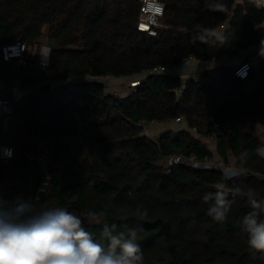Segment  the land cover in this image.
<instances>
[{
	"label": "trees",
	"instance_id": "1",
	"mask_svg": "<svg viewBox=\"0 0 264 264\" xmlns=\"http://www.w3.org/2000/svg\"><path fill=\"white\" fill-rule=\"evenodd\" d=\"M161 2L165 14L153 36L138 28L141 0H0V46L18 40L34 46L44 26L52 44L41 74L24 76L29 60L16 70L21 83L15 86L56 83L51 92L8 94L25 130L14 156L0 158V199L22 197L81 217L105 211L102 220L117 231L142 229L143 264H264V254H252L240 227L250 210L248 190L264 199V157L256 152L264 147L257 130L264 126V57L245 78L235 73L239 64L206 69L198 80L149 73L189 55L204 62L239 56L261 41L264 9L256 0ZM12 68L0 50V81ZM99 76L140 83L121 96ZM178 118L185 128L155 140L137 126ZM210 137L213 148L205 140ZM43 142L50 149L51 182L39 195L43 169L33 159ZM172 154L199 160L217 155L227 165L233 158L237 169L246 159L247 171L228 179L219 168L165 165ZM221 184L233 201L223 223L207 215L211 202L202 199ZM237 188L241 194L233 196ZM137 206L148 215L139 216ZM85 227L98 238L102 224Z\"/></svg>",
	"mask_w": 264,
	"mask_h": 264
},
{
	"label": "clouds",
	"instance_id": "2",
	"mask_svg": "<svg viewBox=\"0 0 264 264\" xmlns=\"http://www.w3.org/2000/svg\"><path fill=\"white\" fill-rule=\"evenodd\" d=\"M256 152L264 157V147ZM242 157L246 158L247 153ZM244 163L246 159L229 176L244 174ZM237 194L241 189L232 193ZM228 196L222 184L214 193L203 196L205 203L211 202L207 215L212 220L223 223L228 219L233 203ZM246 197L250 210L242 217L240 227L247 234L252 254H264V199H257L251 189ZM141 208L137 206V214L147 216V209ZM105 215V211H89L81 217L64 207H42L22 197L13 201L0 199V264H143L144 254L138 243L142 229L117 231L115 224L102 220ZM86 222L102 224L98 238L87 230Z\"/></svg>",
	"mask_w": 264,
	"mask_h": 264
},
{
	"label": "built area",
	"instance_id": "3",
	"mask_svg": "<svg viewBox=\"0 0 264 264\" xmlns=\"http://www.w3.org/2000/svg\"><path fill=\"white\" fill-rule=\"evenodd\" d=\"M141 7H140V13H139V22H138V28L144 32H147L150 35H157L158 28L161 25V19L165 14V5L161 2V0H141ZM256 5L260 8L264 9V0H256ZM261 44V42L259 43ZM257 45V44H256ZM2 58L5 62H10L13 65V71L18 70L20 67L27 66L29 64V46L25 41H15L12 43H6L0 46ZM264 51V50H263ZM244 53H246L244 60L238 65V67L235 70V73L238 77L245 78L250 70L255 67L257 62L264 57V52L260 53L256 46H250L248 48H245L243 50ZM199 62V60L194 55H189L185 57L180 64H175L173 66H161L156 67L149 71V73H163V74H174L178 73V71L182 68L188 67L191 64ZM97 80H104L107 81L109 79H113L110 76H99L96 78ZM140 83L138 78H133L129 80V86L135 87ZM181 89H176V92L181 93ZM9 92H0V108L3 110H6L7 112H11V101L8 98ZM165 122H182L183 124L186 122L184 121V118H178L174 121H165ZM163 123V122H162ZM158 124L156 122H147L146 120H141L139 123H137V126L142 128L144 132L148 134L150 130L149 125H155ZM194 132H197V128H193ZM15 152V148L10 145L0 144V158L4 161H8L10 158H12L13 154ZM170 159L174 160L175 163H178L180 161H185L186 163L192 164V166L196 168H203V169H213V168H219L223 172V174H226L228 171L232 170H238L233 165H227L217 161L213 160H199L194 155H191L190 157H184L182 155L178 154H172L169 156ZM237 177V176H234ZM234 177L228 179H234Z\"/></svg>",
	"mask_w": 264,
	"mask_h": 264
},
{
	"label": "crops",
	"instance_id": "4",
	"mask_svg": "<svg viewBox=\"0 0 264 264\" xmlns=\"http://www.w3.org/2000/svg\"><path fill=\"white\" fill-rule=\"evenodd\" d=\"M242 1L243 0H237L238 3H241ZM259 30L261 32V36H262L261 41H262V40H264V22L259 27ZM38 41L36 42V44H34V50L32 48L29 49L28 57L31 60V62H30V65L28 67H26V71L24 73L25 77H36L37 75H40L42 72L43 63L44 62L46 63L49 60L50 53H48V50H50V52H51V46H48V45H50L51 42L48 45L47 44L41 45V52L39 54H37V48L40 45L38 43ZM259 43L257 45H255L256 49L260 53H263L264 52L263 51L264 45H261ZM245 55H246V53H244L242 50L240 52L239 56H237L233 59L224 57V58L214 59V60L206 61V62L199 61L196 63L215 64L214 67L221 64V62H222V64H226V65H234V64L238 65L244 60ZM43 60H44V62H43ZM211 62H213V63H211ZM205 69H210V68H205ZM20 75H21L20 71L19 72L13 71V72L9 73L4 79H2L0 81V92L6 91V92L10 93V92H16L17 91L19 94H26V93H29L30 91H36L39 89L40 86L17 88L15 86V83L18 82V85H20V83H21L19 81ZM168 123L172 124L171 122H168ZM259 127L264 128L263 125L258 124L257 130H259ZM24 130H25L24 122L19 117L12 114L11 112H7L6 110H3L2 108H0V144L16 146L17 136H18V134H20ZM14 154H15V152H14ZM14 154H13V156H14ZM230 164L235 166V159L231 158L229 160L228 165H230Z\"/></svg>",
	"mask_w": 264,
	"mask_h": 264
},
{
	"label": "rangeland",
	"instance_id": "5",
	"mask_svg": "<svg viewBox=\"0 0 264 264\" xmlns=\"http://www.w3.org/2000/svg\"><path fill=\"white\" fill-rule=\"evenodd\" d=\"M48 37H49L48 26H44L43 34L38 39L39 40L38 43L40 45L38 46L39 49L37 48V54H39L41 52V45L50 44V41H49ZM48 46H52V44H50ZM30 48H32L34 50V46H29V49ZM43 62H44V60H43ZM44 63H43V65H44ZM211 63H213V62H211ZM221 64H222V62H221ZM214 65L215 64H202V63H196L195 62V63L191 64L188 67L180 69L178 71V74L182 76V79L184 81H187L188 79H191V78L198 80L200 78L202 72L204 70H206L205 68H211V67L213 68ZM234 66H235V64H234ZM140 77H142V76H140ZM53 84L55 85L56 83H53ZM106 84L108 85V88L111 91H113L116 94H120L121 96H123L124 92L125 93L127 92V89H128V92H129V81L124 79V78L123 79H121V78L109 79V80H107ZM186 125H187L186 122L184 124L182 122H174L172 124L167 123V122H163V123H158V124H155V125H152V126L149 125L150 126V130L148 132V134H149L148 136L155 140V139H158L159 135H161L163 133H166V132H169V131H172V130L175 131V132H178L179 130H182V128H185ZM258 133L264 134V128L263 127H259ZM145 134H147V133L145 132ZM214 139H215L214 137H210V138H206L205 139L206 142L209 144V146L211 148H213ZM214 160L217 161V162L221 161V160H219V157L217 155L215 156L213 161ZM183 162H185V161L183 160ZM174 163H175L174 160H172L170 158H167V159L164 160V164L167 165V166L172 165ZM230 165H232V164H230ZM224 176L226 178H228L229 171L226 174H224ZM232 177H234V176H231V177L229 176V178H232Z\"/></svg>",
	"mask_w": 264,
	"mask_h": 264
},
{
	"label": "water",
	"instance_id": "6",
	"mask_svg": "<svg viewBox=\"0 0 264 264\" xmlns=\"http://www.w3.org/2000/svg\"><path fill=\"white\" fill-rule=\"evenodd\" d=\"M185 87V85H184ZM54 88V84L52 81H47L43 83L39 87V91L46 93L51 92ZM39 149V155L34 158L33 160L40 163L43 169V178H42V185H41V191L39 192V195H42L45 189H47L49 183L51 182V178L48 175V166L50 165V149L48 147V144L46 142H43L41 144L36 145Z\"/></svg>",
	"mask_w": 264,
	"mask_h": 264
}]
</instances>
